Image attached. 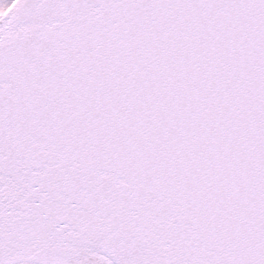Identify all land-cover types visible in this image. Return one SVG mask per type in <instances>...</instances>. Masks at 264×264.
I'll list each match as a JSON object with an SVG mask.
<instances>
[{"label": "snow or ice", "instance_id": "1", "mask_svg": "<svg viewBox=\"0 0 264 264\" xmlns=\"http://www.w3.org/2000/svg\"><path fill=\"white\" fill-rule=\"evenodd\" d=\"M0 264H264V0H0Z\"/></svg>", "mask_w": 264, "mask_h": 264}]
</instances>
